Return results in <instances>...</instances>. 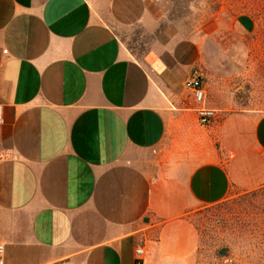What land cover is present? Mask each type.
Returning a JSON list of instances; mask_svg holds the SVG:
<instances>
[{
	"label": "crops",
	"instance_id": "crops-1",
	"mask_svg": "<svg viewBox=\"0 0 264 264\" xmlns=\"http://www.w3.org/2000/svg\"><path fill=\"white\" fill-rule=\"evenodd\" d=\"M210 40L176 32L165 0H0L4 264H193L189 215L264 183V110L237 107Z\"/></svg>",
	"mask_w": 264,
	"mask_h": 264
},
{
	"label": "rangeland",
	"instance_id": "rangeland-1",
	"mask_svg": "<svg viewBox=\"0 0 264 264\" xmlns=\"http://www.w3.org/2000/svg\"><path fill=\"white\" fill-rule=\"evenodd\" d=\"M165 9L166 21L176 32L210 36V42L223 47L219 71L224 75L234 72L238 77L234 87L237 107L252 99L256 102L255 108L264 110V80L257 79L252 85L242 79L243 43L254 41L259 42L254 44L253 55L258 60L257 72L264 77V0H165ZM243 16L254 22L251 32L242 33L235 26ZM255 188H231L222 201L189 215L197 234L193 264H245L241 245L254 234L256 218L249 197L242 194ZM221 248L226 249L224 255L219 254Z\"/></svg>",
	"mask_w": 264,
	"mask_h": 264
},
{
	"label": "trees",
	"instance_id": "trees-1",
	"mask_svg": "<svg viewBox=\"0 0 264 264\" xmlns=\"http://www.w3.org/2000/svg\"><path fill=\"white\" fill-rule=\"evenodd\" d=\"M243 195L249 197L256 221L254 234L241 245V254L245 264H264V184Z\"/></svg>",
	"mask_w": 264,
	"mask_h": 264
},
{
	"label": "built area",
	"instance_id": "built-area-1",
	"mask_svg": "<svg viewBox=\"0 0 264 264\" xmlns=\"http://www.w3.org/2000/svg\"><path fill=\"white\" fill-rule=\"evenodd\" d=\"M186 86L192 91V95L194 100L197 103H203L204 101V90L201 86V81L199 76H194L190 78L186 82ZM196 115L198 122L202 125H209L216 117V112L214 109L206 107V106H199L196 109ZM4 123V118H3V107L0 104V129ZM6 158V152L0 145V160ZM136 264L140 263L141 260V255L143 253L142 248H137L136 249ZM0 264H4V246L0 242Z\"/></svg>",
	"mask_w": 264,
	"mask_h": 264
},
{
	"label": "water",
	"instance_id": "water-1",
	"mask_svg": "<svg viewBox=\"0 0 264 264\" xmlns=\"http://www.w3.org/2000/svg\"><path fill=\"white\" fill-rule=\"evenodd\" d=\"M226 253V249L225 248H221L220 250H219V254L220 255H224Z\"/></svg>",
	"mask_w": 264,
	"mask_h": 264
}]
</instances>
